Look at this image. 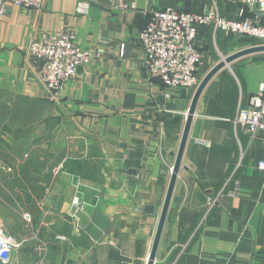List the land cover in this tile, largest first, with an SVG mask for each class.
Segmentation results:
<instances>
[{"label":"crops","instance_id":"obj_1","mask_svg":"<svg viewBox=\"0 0 264 264\" xmlns=\"http://www.w3.org/2000/svg\"><path fill=\"white\" fill-rule=\"evenodd\" d=\"M130 1L139 9L190 13L216 1L229 21L243 8L241 0ZM7 9L0 15V93L38 107L30 114L36 122L27 125L23 108L0 115L1 129L11 130L0 155L6 191L0 193V229L21 243L11 264H38L42 257L45 264H148L197 89L166 91L145 70V15L97 4L82 14L74 0H46L42 12ZM41 32H71L83 50L102 51L66 84L57 103L29 54ZM257 44L198 26L199 82ZM263 82L264 53H257L226 65L204 89L154 264H264V173L257 168L264 132L251 137L233 122ZM25 142L27 149H20ZM236 185L240 191L232 197Z\"/></svg>","mask_w":264,"mask_h":264},{"label":"built area","instance_id":"obj_2","mask_svg":"<svg viewBox=\"0 0 264 264\" xmlns=\"http://www.w3.org/2000/svg\"><path fill=\"white\" fill-rule=\"evenodd\" d=\"M78 11L87 14L93 4L108 11H132L149 17L141 31L140 43L145 52L143 62L150 76H157L166 91L181 87L197 89L200 82L198 71L201 65V53L195 46L198 26H212L216 31L239 34L255 40L256 46H264V0H241L242 10L239 19L229 21L220 13L216 1L204 6L195 13L181 12L175 9H139L130 0H74ZM46 0H0V15L8 13L7 6L13 5L24 10L42 12ZM29 54L38 64V78L45 86L52 102H58L66 84L76 79L79 70L87 67L102 51L83 50L75 42L71 32H41L30 42ZM120 54H125V44ZM167 92V97H169ZM248 107L240 106L233 120L236 127L247 131L251 137L264 132V82L249 100ZM1 166V164H0ZM258 170L264 173V160L258 164ZM239 185L230 196L237 197ZM219 198V197H218ZM218 198L209 199V208H213ZM81 204L72 203L74 212L81 210ZM30 223L31 216L24 215ZM21 247L16 237L0 229V264H11L13 253ZM45 251L44 248H42ZM38 264H45L44 258Z\"/></svg>","mask_w":264,"mask_h":264},{"label":"water","instance_id":"obj_3","mask_svg":"<svg viewBox=\"0 0 264 264\" xmlns=\"http://www.w3.org/2000/svg\"><path fill=\"white\" fill-rule=\"evenodd\" d=\"M257 53H264V46L251 47V48L242 50L240 52H237V53L231 55L230 57H227L224 61H221L220 63H218L199 84V86L195 92L194 99L192 101V105H191V108H190V111L188 114L184 134L182 137V141H181V144H180L177 156H176V162H175L173 173L171 176L168 192H167V195H166V198L164 201V206H163V210L161 213V218H160L158 230H157L156 237L154 240L152 252H151L150 258L148 260V264H154L155 260H156V255H157L158 248L160 245L162 233H163V230L165 227L167 215L169 212L170 204H171L173 193H174V189H175V186H176V183L178 180V175H179L180 169L182 167L183 156H184V152L186 149L188 137L190 134L192 121L194 118V114L196 112V108H197L199 99H200L204 89L206 88L208 83L214 78V76L216 74H218L222 69H224L226 67V65H228V64L232 63L233 61H235L239 58H242L244 56H249V55L257 54Z\"/></svg>","mask_w":264,"mask_h":264},{"label":"rangeland","instance_id":"obj_4","mask_svg":"<svg viewBox=\"0 0 264 264\" xmlns=\"http://www.w3.org/2000/svg\"><path fill=\"white\" fill-rule=\"evenodd\" d=\"M22 108L25 111V116H24L25 124L27 125L28 122H30L32 120H33V123L36 122V119H37L36 115H34L35 117L34 116H30V114L33 111H37V109H38V107L35 104L28 103V102H21V101H12L10 99L4 98V96L0 93V115L2 113H4V111H15L16 109L20 110ZM11 115L12 114H10V116ZM12 120L15 121L14 118H12ZM9 121H8L7 125L9 124ZM4 124L5 123L1 122V118H0V155H4L3 152H6L7 151L8 142H6L5 139L9 138V135H10V132H11V130L9 132L7 130L1 129V125H4ZM32 124H30V125H32ZM12 132H14V131H12ZM26 135H27V131H26ZM14 138H16V137L13 136V139ZM27 147H28L27 146V142H25V145L23 144L20 149L26 150ZM3 190H4V185H1L0 184V193Z\"/></svg>","mask_w":264,"mask_h":264}]
</instances>
